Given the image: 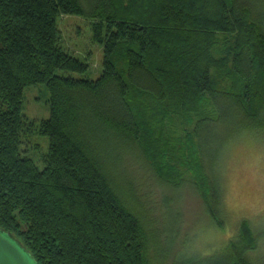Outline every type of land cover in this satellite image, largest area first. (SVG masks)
<instances>
[{
  "label": "trees",
  "instance_id": "trees-1",
  "mask_svg": "<svg viewBox=\"0 0 264 264\" xmlns=\"http://www.w3.org/2000/svg\"><path fill=\"white\" fill-rule=\"evenodd\" d=\"M68 16L91 18L104 50L96 78L75 76L90 66L64 46ZM38 83L50 116L34 120L25 89ZM245 131L264 137V0H0V229L37 264H158L177 253L173 199L163 192L162 222L151 219L163 229L150 231L135 164L179 191L189 181L207 224L223 229L215 165ZM162 233L169 241L154 251ZM256 245L244 220L222 247L173 264H264Z\"/></svg>",
  "mask_w": 264,
  "mask_h": 264
},
{
  "label": "rangeland",
  "instance_id": "rangeland-1",
  "mask_svg": "<svg viewBox=\"0 0 264 264\" xmlns=\"http://www.w3.org/2000/svg\"><path fill=\"white\" fill-rule=\"evenodd\" d=\"M88 18L68 16L59 19L61 35L65 38V48L73 49L74 52H72L78 58L89 63L90 67L87 73L75 74L79 78H96L103 70L104 50L91 37L92 29L89 23L91 18ZM89 53H91L90 60L85 59ZM93 66H96L98 71H94ZM30 91H32V94ZM25 96V115L34 120L49 118L50 108L47 102L50 93L45 84L38 83L37 85L27 86ZM34 137L39 143L43 142L42 145L47 151L48 138L41 135H35ZM211 145L213 146V141L208 142L204 148L207 157L211 154ZM116 163L118 162L116 161L113 164L114 167ZM135 165L137 166L132 168L135 184L132 186H134L135 195L142 198V202L148 210L146 217L148 218L147 226L150 231L163 229L161 225L151 222L152 220L162 222L164 213L162 212L163 207L160 200L163 197V192H166L173 199L171 206H175L174 214L180 216L177 230L172 233L178 249L177 253L174 254L175 257L185 256V254H206V252L217 247H222L238 233L240 223L244 220L252 224L257 237L256 256L259 258V256L264 255V137L262 135H254L250 131L236 135L230 144L224 146L223 154L218 160L217 166L215 165L216 172L220 173V181L222 182L223 196L220 215L224 220L225 226L223 229L207 224L206 215L204 216L205 205H203L205 200L201 197V194L196 192L195 186L189 181H186L182 190L179 191L174 186L163 183L150 166ZM115 172L122 180V183L119 181V184L124 187L125 191L123 174L120 172L119 167H116ZM125 176L126 182L131 181L132 175L129 171ZM161 236L162 245L152 247L154 251L162 252L169 241L163 233ZM159 245L157 244V246ZM174 256H165L160 260V263L158 261L157 263L173 264Z\"/></svg>",
  "mask_w": 264,
  "mask_h": 264
},
{
  "label": "water",
  "instance_id": "water-1",
  "mask_svg": "<svg viewBox=\"0 0 264 264\" xmlns=\"http://www.w3.org/2000/svg\"><path fill=\"white\" fill-rule=\"evenodd\" d=\"M0 264H37V261L24 245L0 229Z\"/></svg>",
  "mask_w": 264,
  "mask_h": 264
}]
</instances>
